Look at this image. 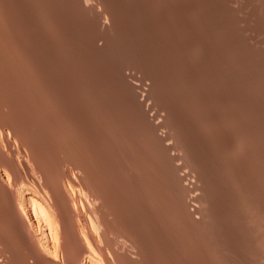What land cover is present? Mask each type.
Returning <instances> with one entry per match:
<instances>
[{"label":"bare ground","instance_id":"1","mask_svg":"<svg viewBox=\"0 0 264 264\" xmlns=\"http://www.w3.org/2000/svg\"><path fill=\"white\" fill-rule=\"evenodd\" d=\"M0 264H264V0H0Z\"/></svg>","mask_w":264,"mask_h":264},{"label":"rangeland","instance_id":"2","mask_svg":"<svg viewBox=\"0 0 264 264\" xmlns=\"http://www.w3.org/2000/svg\"><path fill=\"white\" fill-rule=\"evenodd\" d=\"M14 87V86H13Z\"/></svg>","mask_w":264,"mask_h":264}]
</instances>
